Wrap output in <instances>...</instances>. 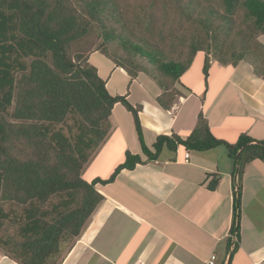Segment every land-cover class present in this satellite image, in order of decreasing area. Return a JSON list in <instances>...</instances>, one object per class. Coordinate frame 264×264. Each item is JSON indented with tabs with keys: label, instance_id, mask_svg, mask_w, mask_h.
I'll list each match as a JSON object with an SVG mask.
<instances>
[{
	"label": "trees",
	"instance_id": "obj_1",
	"mask_svg": "<svg viewBox=\"0 0 264 264\" xmlns=\"http://www.w3.org/2000/svg\"><path fill=\"white\" fill-rule=\"evenodd\" d=\"M73 1L77 7L70 0H0V233L6 223L17 226L16 236L0 235L3 255L16 264H61L104 200L96 185L112 181L123 169H133L144 162V157L145 161H155L164 148L195 152L225 149L237 171L231 230L235 228L241 175L252 161L264 162V141L244 134L234 144L218 140L200 112L184 139L175 134L161 135L150 150L141 136L140 106L134 108L125 97L109 93L95 67L87 60L82 65L72 59L70 46L86 35L91 23H98L103 31L96 51L123 69L130 80L139 73L151 79L161 91L155 102L169 110L180 94L174 85L195 60H201L206 79L209 56L214 57V53L218 56L214 63L232 68L246 60L264 79V46L257 40L264 35V0H172L179 8L178 21L185 23V38L192 37L185 44L200 38V32L210 35L206 44L190 42L188 58L179 61L168 59L160 51L159 43L165 46L169 42L163 37L153 44L128 28L131 38L137 40L132 42L125 34L127 25L117 0ZM240 11L241 23L249 31L248 42H256L259 57L249 58L247 46L239 52L226 47L223 51L221 43L215 42L212 48L207 42L215 35L227 38L234 32L236 36L234 17ZM110 22L120 25L121 31L108 27ZM114 41L126 51V57L119 59L109 52ZM136 57L145 59L169 85L157 81L144 66L138 67ZM118 103L132 115L141 155L126 153L109 179L88 183L81 173L107 138L111 112ZM68 119L76 132L66 125ZM63 125L67 126L66 133ZM22 147L34 149L35 155L20 158L14 154V149ZM215 185L213 180L209 188ZM55 197L57 201L52 203ZM6 203L17 208L7 211ZM48 203L49 208H45Z\"/></svg>",
	"mask_w": 264,
	"mask_h": 264
},
{
	"label": "crops",
	"instance_id": "obj_2",
	"mask_svg": "<svg viewBox=\"0 0 264 264\" xmlns=\"http://www.w3.org/2000/svg\"><path fill=\"white\" fill-rule=\"evenodd\" d=\"M257 40L264 46V35ZM93 55L104 61L98 60L104 75L91 61ZM87 63L109 93L140 106L141 136L150 150L161 135L184 139L200 112L218 140L234 144L244 134L264 141V79L246 60L232 68L210 61L206 79L201 60H195L181 77L186 88L175 84L180 94L169 110L157 105L161 91L144 74L130 80L98 52ZM110 123L107 138L81 173L88 183L109 179L126 153L141 155L131 113L118 103ZM142 159L112 181L96 185L104 200L61 264H208L211 255L213 264H264V162L252 161L242 172L238 236L230 250L237 171L225 149L164 148L155 161ZM0 264L16 263L0 250Z\"/></svg>",
	"mask_w": 264,
	"mask_h": 264
},
{
	"label": "rangeland",
	"instance_id": "obj_3",
	"mask_svg": "<svg viewBox=\"0 0 264 264\" xmlns=\"http://www.w3.org/2000/svg\"><path fill=\"white\" fill-rule=\"evenodd\" d=\"M73 6L77 7L76 3L73 0H70ZM118 7L121 10V13L123 14V18L125 21V34L128 38L132 40V42H136V37L131 38V33L128 28H131L135 34L143 35L147 40L152 41V43H156L157 39L160 37H163L166 41H169L166 43L165 46H162L161 43H159V49L163 52L164 56L168 59H172L175 61L184 60L188 58L189 54V46L188 44L190 42H193L194 40H198L201 44H206V38L210 36L209 34H204L203 32H200V38L193 39L185 44V41L189 40V38H185V23H181L178 21L177 13L179 8L176 7L175 1L172 0H117ZM139 17V20H137ZM234 19H237V28L235 33H237L236 36L233 37L234 32L232 33V36H229L227 38L223 37L222 35H215L214 39L210 38L207 42L208 44L214 48L215 42H219L222 44L223 51L226 48H231L232 50H235L236 52L241 51L242 46L248 47V57L252 59V57H259L261 53L259 50L255 49V44L248 42L249 37V31L244 25L241 23L242 21V11L238 12ZM135 21V23H133ZM151 25V26H150ZM108 27L113 26L116 28V30H120V25L110 22L107 24ZM103 29L100 28L98 23H91L88 27L86 35L81 38L80 40H77L76 42L72 43L70 46V56L72 59L80 64H84V61L88 59L89 55L93 52H97L96 50L100 49V32ZM241 35H240V34ZM182 36V40L179 41V38ZM233 38L236 39L235 42H233ZM192 39V37L190 38ZM211 40L214 42L212 43ZM178 42V43H177ZM109 52H114L116 57H126V51L121 48L117 42H113L109 46ZM211 53V52H210ZM209 53V54H210ZM254 53V54H253ZM113 55V56H115ZM215 57H218L214 53V57L212 55L209 56V61H212L215 59ZM99 55H93L91 57V61L95 62V65H97L100 69L101 75H104L103 71L105 70L104 61L99 59ZM119 58V57H118ZM97 59V61H96ZM120 59V58H119ZM79 60V61H78ZM102 62V63H100ZM136 63L138 67L144 66L148 72L151 74H155L157 77V81L160 83H164V85L167 86V83L169 85V81L167 78H164V76L160 75L158 71L155 70L154 67L150 66L149 63L140 57H136ZM167 81V82H166ZM185 77L180 78L178 85L185 87ZM177 84V83H176ZM175 86V85H174ZM186 88V87H185ZM174 89L172 88V91ZM176 90V89H175ZM12 112V109L9 110V113ZM67 126H72V120L68 119L66 121ZM66 125H63L62 130L64 133H66ZM73 132H76L72 126ZM14 154L17 156L19 155L20 158L30 157L35 155L34 149L22 147L20 149H14ZM57 201V198H53L51 200L52 203H55ZM49 203L45 205V208H49ZM13 207L14 209L17 208L15 204H4V208L9 211ZM20 212V211H19ZM4 235H17V226L16 225H9L6 223L4 225L3 231L0 233ZM2 251V250H1Z\"/></svg>",
	"mask_w": 264,
	"mask_h": 264
},
{
	"label": "built area",
	"instance_id": "obj_4",
	"mask_svg": "<svg viewBox=\"0 0 264 264\" xmlns=\"http://www.w3.org/2000/svg\"><path fill=\"white\" fill-rule=\"evenodd\" d=\"M185 158H188V154L185 153ZM237 230L236 228H233L229 234V240H230V250H233L234 249V246L236 245V242H237ZM214 260H215V256L214 255H211L209 261H208V264H213L214 263Z\"/></svg>",
	"mask_w": 264,
	"mask_h": 264
}]
</instances>
